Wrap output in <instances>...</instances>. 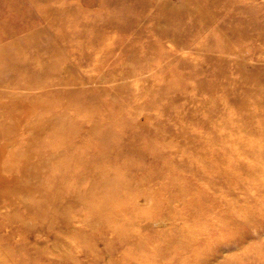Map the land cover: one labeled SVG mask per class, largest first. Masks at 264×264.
<instances>
[{
	"label": "rangeland",
	"instance_id": "rangeland-1",
	"mask_svg": "<svg viewBox=\"0 0 264 264\" xmlns=\"http://www.w3.org/2000/svg\"><path fill=\"white\" fill-rule=\"evenodd\" d=\"M152 1L165 14L193 13L174 36L149 18L153 5L118 28L114 0H0V46L43 32V59L55 64L17 74L32 86L0 117V264H218L257 247L244 225L233 242L214 235L205 248L190 229L213 216L182 205L203 191L219 197L206 185L218 166L230 167L218 148L236 133L219 128L234 119L233 87L258 69L264 76V0H210L215 14L201 26L189 25L201 0ZM132 56L144 65L133 68ZM5 127L18 131L2 134ZM55 189L58 205L37 211L22 200L50 201Z\"/></svg>",
	"mask_w": 264,
	"mask_h": 264
},
{
	"label": "bare ground",
	"instance_id": "bare-ground-1",
	"mask_svg": "<svg viewBox=\"0 0 264 264\" xmlns=\"http://www.w3.org/2000/svg\"><path fill=\"white\" fill-rule=\"evenodd\" d=\"M192 1L196 2L195 0H191L190 2L192 3ZM114 2L122 5L118 11L111 10L110 13L112 16L110 23L117 25L118 28L131 26L141 19L144 12L142 10L152 7L154 4L152 0H114ZM7 3L9 2L7 1ZM195 4L196 7L193 9L196 11L195 13H197L198 18L195 21L190 20L189 25L193 23L195 26H201L202 22L205 23L207 18L215 14V9L211 8L210 0H201L200 4ZM154 7L157 11L155 14H151L149 18L166 25L165 29L171 31L174 36H176V31L181 30V26H177L180 24V21H184L181 18L184 19L185 15L189 16L193 13L192 9L187 7L181 11L165 14L164 10H162L163 7L159 8L158 5ZM62 9L66 10L60 7V14L63 13ZM170 26H172V29ZM42 34L43 32L39 31H28L23 40L10 45L0 46V88L3 86L10 87L11 85L16 87L18 85L14 94L2 92L0 89V117L2 113L8 114L11 106L15 105L17 100L19 102L22 99L19 97L21 93L26 95L27 89L32 86L27 80L16 81L15 77L17 74L28 69L38 72L49 67L50 61L43 59V48L37 43ZM234 35L237 34L235 33ZM228 39L225 36V40L228 41ZM224 45H227L226 41H224ZM52 47L58 48V45H52ZM135 50L137 51V49ZM131 53L133 54V52ZM131 63L133 68H140L142 67L141 65H144L143 59L135 58V56L131 57ZM30 66L34 68H29ZM54 67L55 64H53ZM53 68H48L47 70ZM217 68H221L220 65ZM259 71L260 69L256 70L255 73L245 74L240 80L238 79V82L233 87L236 90L232 91V98L228 102L230 103V110L234 108V116L230 114V118L234 117V119L230 123L228 121V123H223L219 126V128L224 129L225 133L236 132L233 133L235 135L233 139L225 140L224 145L218 148L221 150L220 152H223V156L225 155L229 158L226 164L230 167L224 168L223 166H218L217 177L212 178L211 185H206L212 191L215 189L219 190V197H212V192L203 191L206 198L197 197L193 203H184L182 205L185 209L188 207L190 213L197 218L206 214L213 216L196 219L190 229L191 237L196 235L201 240L200 242L205 240V243L203 242L206 244L205 248H212L220 236L221 238L226 236V239L233 242L232 239H235L238 233H242L240 226H248L255 234L256 240L254 243L257 244V247L247 246L249 245L247 244L239 254L225 260H215L218 264H264V190H260L264 188V76L260 75ZM218 72L221 73V70L219 69ZM34 78H36V75H34ZM215 85L217 84H213V86ZM29 121L30 124L33 122L32 120ZM240 130L244 131V134ZM17 131L16 128L5 127L2 134H7L8 132V135H10ZM252 132L260 133L254 134ZM229 143L232 144L229 145ZM247 145L250 148L244 149ZM21 166V173L17 174V176L23 172L24 166L23 164ZM22 175H25V172ZM11 177H14V175H11ZM67 189L71 188L68 187ZM256 189L257 192H255ZM56 191L57 189L53 190L50 201L43 199L36 203V196L32 195L33 193L23 197L22 200L27 203L29 208L31 207L38 211L45 208L48 203L49 205L52 203L58 205V203L64 200V197L60 193H56ZM235 199H239L240 202L237 203L234 201ZM228 204L229 206H227ZM209 205L213 210L207 209V207H210ZM58 209L60 208H57L53 212L55 213ZM110 209V207L105 206L100 211L106 215L108 211H111ZM45 223L51 224L49 226L51 229L54 226L55 217L52 215ZM219 227L226 229L229 235L227 236V232L222 235L214 233ZM118 229L121 228L118 227ZM175 235L177 236L178 232ZM214 235H219V237L214 238ZM184 236L188 237L187 233ZM54 238H56L55 234ZM176 239H172V242L175 243ZM166 242L170 243V240ZM210 251L208 249L204 250L205 256L202 260L208 261L212 259L213 253H210ZM53 255L55 254L51 253L47 256L48 261L55 262Z\"/></svg>",
	"mask_w": 264,
	"mask_h": 264
}]
</instances>
